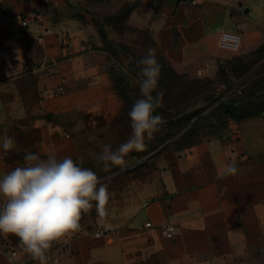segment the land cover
I'll return each instance as SVG.
<instances>
[{
  "label": "crops",
  "instance_id": "0c3cea01",
  "mask_svg": "<svg viewBox=\"0 0 264 264\" xmlns=\"http://www.w3.org/2000/svg\"><path fill=\"white\" fill-rule=\"evenodd\" d=\"M223 30L242 34L240 52L220 47ZM144 33L177 75L208 82L201 94L224 87L222 70L237 80L242 66L238 83L264 93V0H0V140L16 141L0 149V174L22 165L25 152L49 150L98 173L95 142L124 107L112 45L130 47ZM206 108L196 141L182 135L190 124L137 170L98 175L119 182V198L103 220L94 206L78 233L53 246L64 264H264V113L222 121ZM232 162L237 174L221 177ZM167 223L175 238L165 236ZM102 224L116 230L95 238ZM31 259L0 234V264Z\"/></svg>",
  "mask_w": 264,
  "mask_h": 264
},
{
  "label": "clouds",
  "instance_id": "9594fccd",
  "mask_svg": "<svg viewBox=\"0 0 264 264\" xmlns=\"http://www.w3.org/2000/svg\"><path fill=\"white\" fill-rule=\"evenodd\" d=\"M138 65L140 98L127 113L131 132L116 149L107 143L98 145L96 159L105 172L113 166H125L130 153L144 151L146 139H153L164 123L157 113L164 93L158 90L161 65L156 48L148 47ZM80 127L77 123L73 130ZM15 148L13 137L0 140L5 154ZM237 172L238 167L232 162L224 166L220 175L235 176ZM109 199L103 179L70 156L58 158L55 150L44 154L25 152L22 165L0 174V234L16 237L24 253L38 264H48L53 246L80 231L83 214L95 206L101 220L108 215Z\"/></svg>",
  "mask_w": 264,
  "mask_h": 264
},
{
  "label": "trees",
  "instance_id": "16d2710c",
  "mask_svg": "<svg viewBox=\"0 0 264 264\" xmlns=\"http://www.w3.org/2000/svg\"><path fill=\"white\" fill-rule=\"evenodd\" d=\"M102 33L106 37L105 32L103 31ZM145 35H146L145 33L142 34L141 39H144ZM150 43H151L150 46L156 48L157 54L161 56V58L159 59L160 62L164 64L168 69V74L165 78L167 93L172 92L174 89L177 88V86L178 89L183 88V86L187 84H189L188 86H191L184 91V93L188 95L183 98L182 100L183 102L179 101L172 105L162 104V107L157 109V112L160 110L161 113L164 110H167V112H171V114L164 119H165V123L167 122L168 124L176 128L174 130V133L182 130L183 128L191 124L184 131L182 135H188V138L191 139V142L196 141L194 136L199 131V128L201 124H203V121L209 118V116L204 117L199 115L206 108L205 104L209 105L211 103H216L215 108L213 109L215 111H213L214 113H212V116L222 121L224 120L227 121L229 118L240 120L264 113V100L258 103L255 102V99H264V93H258L257 91H252L251 88L244 87L243 84L238 83L240 81L239 79H241L243 75L247 73L248 71L247 66H242L241 67L242 69H237L236 71H234L233 74L237 76L236 77L237 80L234 81L232 80L230 82L227 79L228 78L227 74H225L224 70H222V75L224 76V79L226 81L224 85L225 90L223 92L216 94V91L219 88L218 86H216L211 88L210 92L201 94L208 87V82L193 80L177 75L175 71L172 69L167 58L160 50V48L154 43L153 40ZM121 46L125 50L131 49L130 47L124 44H121ZM133 56L136 55L133 54ZM138 61H139L138 57H135L134 64L135 66L137 65L140 70V65H138ZM239 63L241 64V62ZM114 76L116 79V89L119 95L121 96V98L124 99V101H126L125 95L117 86L119 80V75H117V69L114 72ZM226 92L227 94H225ZM153 94L155 95V93ZM224 94L225 96H223ZM244 99L247 100V101L245 100V103L243 102ZM200 101H202L201 105H198L196 108L192 107L196 103L198 104V102ZM125 111H126V107L124 104L123 113ZM214 125L215 124L213 123V126ZM163 143L164 142L159 144L158 147L161 146Z\"/></svg>",
  "mask_w": 264,
  "mask_h": 264
},
{
  "label": "rangeland",
  "instance_id": "374dc122",
  "mask_svg": "<svg viewBox=\"0 0 264 264\" xmlns=\"http://www.w3.org/2000/svg\"><path fill=\"white\" fill-rule=\"evenodd\" d=\"M133 41H134V43L132 45H129L131 48L130 50L123 49V47L121 46L120 43L112 46V51L115 53V56H117V58H118V59H116V64L118 65L117 66L118 67L117 68V75H119V80H118L117 86L122 91V93L125 95L126 101H124V99H122V100L125 104L126 111L123 113V115H121L119 122H116L115 124H113L112 132L110 134H108V135L105 134L104 136H101L100 139L96 140L95 145H97V147L101 143H107V144H110L113 149H116L121 143H123L124 141L127 140L128 136L131 132L130 120H129L127 113L130 111L135 100L140 98V92H139V87H138V83H137V81L139 79L138 73L140 70H139L138 66L137 65L135 66V64H134L135 63V57H138V60L143 58V56L147 52V48L151 45L150 42L152 41V39L149 38L146 34L144 39L138 38L137 42H136L135 38H134ZM122 54H124L123 57H122ZM133 54L136 56H133ZM160 58H161V56L159 54H157V60H158L159 64L161 65L158 90L163 91V93H164L162 104L163 105H172V104H175L179 101L183 102L182 101L183 98L188 95V94L184 93V91L191 86H188L189 84H187V85H184L183 88H180V89H178V86H177V88L174 89L172 92L167 93V88L165 85V78L168 74V69L164 64H162L160 62V60H159ZM224 90H225V87L220 86L217 89L216 94L221 93ZM227 92L225 94H227ZM225 94L223 96H225ZM263 100L264 99H255V102L258 103V102H262ZM201 103H202V101L198 102V104L196 103L192 107L196 108L198 105H201ZM213 104L214 103H211V104H209V106L210 105L211 106L216 105V104H214V105ZM207 106H208V104L207 105L205 104V107H207ZM206 109H204L199 115L204 116L206 113ZM157 113L162 116L163 121H164L163 125L161 126L160 131L154 134L153 139H151V140L146 139V145L147 146H146L144 151H142V152H135L134 151V152L130 153L128 155V157H126V164L123 167H128L131 170H137L140 167V165L143 166V165L147 164V160L158 149H160L163 146L162 145V146L158 147L159 144H161L162 142H165V143L171 142L172 140H174V138H177V136L180 135L184 131V128H183L182 130L174 133V130L176 128H174L173 126H170L167 122L165 123L164 118H167L171 114V112H167V110H164L161 113V111L159 110ZM137 163H140V164L138 166L134 167V165H136ZM97 165H101V164L99 162H97ZM132 167H134V168H132ZM119 168H121V167L113 166L107 172L103 171V169L101 168V170L96 174L99 176L106 175V174H111L114 176L116 174V172L119 170ZM113 178H115V177H113ZM105 184L107 185L108 191L110 193V199L109 200H116V199L118 200L119 194H120L119 193L120 192L119 182L113 179V183L107 184V182H106ZM93 204H95V202H93ZM91 211L92 212L95 211L94 207ZM85 214H83V215H85Z\"/></svg>",
  "mask_w": 264,
  "mask_h": 264
},
{
  "label": "built area",
  "instance_id": "2783aa9c",
  "mask_svg": "<svg viewBox=\"0 0 264 264\" xmlns=\"http://www.w3.org/2000/svg\"><path fill=\"white\" fill-rule=\"evenodd\" d=\"M200 0H191L192 4H198ZM23 24H27L26 21ZM220 47L231 53H238L242 49L243 37L239 32L223 30L220 33L219 39ZM236 87V86H235ZM234 87V88H235ZM147 227L152 226L151 222L145 224ZM116 228L112 224H102L94 231L95 238L109 237L115 232ZM163 232L167 238H175L178 233V229L175 225L167 223L163 226ZM7 250L10 255L16 257L18 251L14 245L6 244ZM48 264H64L61 255V249L55 248L49 251ZM21 264H38V261L31 259L28 262H22Z\"/></svg>",
  "mask_w": 264,
  "mask_h": 264
}]
</instances>
